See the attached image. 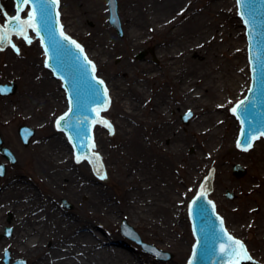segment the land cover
I'll list each match as a JSON object with an SVG mask.
<instances>
[{"label": "rangeland", "instance_id": "1", "mask_svg": "<svg viewBox=\"0 0 264 264\" xmlns=\"http://www.w3.org/2000/svg\"><path fill=\"white\" fill-rule=\"evenodd\" d=\"M167 2L168 0H155L154 3H144L142 0H117L122 32L120 36L108 22V0H100V4L106 10L103 16V25L107 33L111 34L109 43L112 58L108 62L104 61L102 57L92 54L93 49L89 44V36L74 29L65 16L61 17L68 35L86 50L89 59L97 69L98 77L105 82L110 93L111 106L109 110L102 113V116L109 121L112 132L106 131V128L98 127L94 134L95 152L103 160L106 170L103 179L97 178L86 163H75L73 156L72 158L68 156L69 160L61 168H56L51 163H45L40 157L46 150L51 152L49 146L56 141L54 136H63L56 131L54 122L66 110L67 102L60 85L52 89L47 87L46 81H43L48 78L56 82L46 70L44 63H41V48L38 40L33 38L27 44L23 39L14 37L12 40L15 44V50L6 48L0 51V84H14L16 86L13 94L0 95V134L5 146L13 152L16 158L15 164L11 165L0 155V163L3 162L6 165L5 175L0 177V208L18 202V198L3 199L2 196H5L7 189L14 187L16 189L23 183L22 189L29 190L30 197L39 200V204L32 214H36L40 218L38 220L39 226L36 227H41L46 232L65 230L64 221L70 218L81 227V232L91 233L94 241L101 242L103 246L115 247L128 255L137 254L139 257H146L150 264H187L194 244L188 218V206L197 194L202 179L211 168L215 172L210 198L215 203L217 212L223 217L228 231L245 244L251 257L258 263L264 264V229L260 232L256 229V224L259 222H263L262 225L264 226V197L260 195L261 190H264V184H261L259 178L260 173L264 175V170H259V165L264 161L263 158H257L256 150L253 151V148L246 152L239 150L235 143L230 148H222L221 154L224 161L220 164L215 163L214 167H210L207 166L209 164L205 166L202 162L200 164V177L197 181L183 180L187 166L199 164V156L202 153V149L198 146L200 141L196 134V123L194 122L200 113L194 112L193 105L184 110V106L179 104L177 95L179 85L168 79V59H159L160 49L158 48L160 45L164 46L166 43L179 40L180 36L179 34L174 36V26L167 32L151 34L147 38L143 37L141 43L134 45L128 40L127 34L124 32V9L130 11L140 9L143 18L147 16V9H151L153 13L150 16L154 18L162 13H159V10L163 9ZM66 3L67 0H60L62 8L66 6ZM214 3L219 5L220 10L217 11L218 9H216L214 16H203V19L205 26L210 29L211 27L216 28L214 30L217 32V37L212 43H216L218 50L217 70L241 75V63L240 60L238 61V55L242 52L235 43L232 46L229 44L233 30H235L234 24H239L237 9L234 10L232 6L229 7L223 0H192L191 8L195 12L197 9L203 12L206 8L210 9ZM5 4L6 7H2L0 3V24H3L5 14H9L7 13L9 10L7 0ZM11 14H14V6ZM174 16L173 12L166 14L164 18L171 20ZM73 19L75 20L74 17ZM148 24H145V27ZM175 24L180 25L182 22L176 21ZM86 26L91 28L93 23L87 22ZM148 33H151V30ZM33 36L31 34V38ZM212 43L210 42V45ZM142 52H145V55L139 59L137 56ZM190 58L196 59L193 54ZM27 70H30L29 74L26 73ZM152 74L154 76L150 78ZM116 76L124 86L143 84L145 86L143 91L146 96L152 95L154 97L150 96L153 99L152 102L150 101L151 104L148 105L149 102L144 104V112L133 116L142 121L140 131H142L145 141L146 153L152 156L154 163L152 171L149 168L150 171L156 175L162 168H166L175 180V182L168 183L172 196H174L176 223L171 225L169 230L172 235L171 240L165 248L159 247L164 244L150 237L149 229L147 232L138 225H130L126 217H104L98 210L97 201L101 199V196L109 200L114 206L122 204L121 195L126 178L120 167L116 169V164L121 156L127 155L124 142V135L127 131H122L121 127H124L123 123H126L127 120L129 123L132 122L129 119L133 117L126 114L123 108L127 101V92L121 93L120 89L112 85L113 77ZM29 81L31 86L25 92L22 88ZM190 89L191 91L195 90L194 87ZM248 89L249 85L246 92ZM246 92L224 113L225 117H223L222 112L219 113V118L226 119L227 117L236 125L237 121L232 116L231 109L238 100L246 95ZM223 93L227 101H233L237 96L228 92L227 89ZM157 96L162 99L157 101ZM207 97L210 99L209 96ZM153 104H157L161 108V112L159 111L157 116L152 112V108L155 107ZM24 106H28V108L25 109ZM187 113H191L192 117L187 124H184L182 116ZM150 120L153 121L150 122ZM148 124L152 126L149 127ZM21 125L28 126L35 131V136L27 146L22 144L17 133L18 127ZM221 126L220 132L225 135L223 145L226 146L229 144V130L225 129L223 125ZM259 142L260 145L264 146V140ZM188 143L191 146H187ZM58 148L62 150L63 145L59 143ZM167 149L184 150V156L179 155L175 160L171 158L168 160ZM53 150H57V148L55 147ZM166 160L168 161L166 162ZM235 165L244 170L241 177H236L233 174ZM141 181L143 180L141 179ZM90 185H94L96 189L90 190ZM138 186L136 190L141 189L142 183H139ZM251 186L257 187L256 193L250 192ZM134 190L135 188L130 193H135ZM227 193L233 194L234 198H227ZM63 201H66L71 207L63 206ZM141 207L142 205H140ZM13 220L14 216L9 212L5 214L2 224H0V264H4L3 259L6 251L11 254V264L17 260L31 264L30 257L14 253L8 246L3 245L11 240L14 234ZM124 221L143 243L170 253L172 255L171 260H158L155 256L143 251L134 241L124 236L120 227ZM157 227L158 229L155 228L152 232L154 234L163 233L164 227ZM8 229L11 231L9 236L6 235ZM66 237H69L68 232H66Z\"/></svg>", "mask_w": 264, "mask_h": 264}, {"label": "bare ground", "instance_id": "2", "mask_svg": "<svg viewBox=\"0 0 264 264\" xmlns=\"http://www.w3.org/2000/svg\"><path fill=\"white\" fill-rule=\"evenodd\" d=\"M5 1L0 0L2 7H6ZM142 1L144 3H154L155 0ZM7 2L9 6L7 13L11 14L14 6L13 1L7 0ZM223 2L229 7L232 6L234 10L236 9L235 0H223ZM191 6L192 0H168L163 9L159 10V13H162L154 18L150 16L153 13L151 9H147V16L144 18L141 16L140 9L131 11L124 9L123 29L128 40L134 45L141 43L142 39L149 37L151 34L167 32L174 26V36L176 34L180 36L179 40L176 39L158 47L160 49L159 59H168V79L179 85V92L177 93L179 104L184 106V110L193 105L194 112L200 113L194 122L196 123V134L200 141L198 146L202 149V153L199 156V164L196 166L189 164L187 166L184 172L185 178L183 179L197 181L200 177V164L202 162L203 165L209 164L207 166L210 167H214L215 163L220 164L224 161L221 154L222 148H230L235 145L240 126L238 122L234 125L227 117L226 119L219 118V113L222 112L223 117H225L224 113L237 99L245 94L249 85V66L246 55L247 44L243 35L244 29L239 20V24H234L235 30H233L229 44L232 46L235 43L242 52L238 55V61L240 60L241 63V75L233 74L230 71L224 73L217 70L218 50L216 43H212L217 37V32L214 30L216 28L211 27L210 29L205 26L203 16H214L216 9H218L217 11L220 10L219 5L214 3L210 9L206 8L203 12L200 9L195 12ZM62 7L61 5V17L65 16L74 29L89 36V44L93 49L92 54L100 56L108 62L112 58L109 43L111 34L107 33L103 25V16L106 10L100 4V0H67L66 6ZM173 12L175 16L171 20L164 18L166 14ZM27 14L28 12H26ZM176 21H180L182 24L176 25ZM87 22H92L93 26L91 28L87 27ZM145 24L148 25L145 27ZM150 30L151 33H148ZM28 37L31 40L35 38L34 36L31 38V33ZM210 42L212 45H210ZM40 53L41 63L43 64L45 54L42 48ZM192 54L196 57L195 60L190 58ZM29 72L30 70L26 71L27 74ZM153 76V74L150 75V78ZM43 81H46L47 87L52 89L60 85L59 82H53L52 79L49 80L48 78ZM112 85L120 89L121 93L127 92V101L124 103L123 108L126 114L133 118L129 119L132 122L129 123L127 120L126 123H123L124 127H121L122 131H127L124 135L127 155L121 156L116 164V169L120 167L126 175L124 190L121 195L122 204L114 206L109 200L101 196V199L97 201L98 210L104 217H126L130 225H138L144 228L145 231H150V237L164 244L159 247L165 248L171 240L172 235L169 231L171 225L176 223L174 196H172L169 184L175 182V180L166 168H162L156 175L151 172L154 163L152 156L146 153L145 141L143 140L142 131H140L142 121L133 116L144 112V104L147 102H149L148 105L151 104L150 101L152 102L153 99L150 96H153H146L143 91L145 88L143 84L124 86L118 76L113 77ZM29 86H31L30 81L26 85L24 84L22 89L26 92L29 90ZM191 87H194L195 90L191 91ZM226 89L235 96L237 95L233 101H227L224 96L223 91ZM159 99L162 98L157 96V101ZM153 105L155 107L152 108V112L157 116L161 108L157 104ZM24 107L25 109L28 108V106ZM152 121L150 120V122ZM221 125L229 130V142L227 141L229 144L226 146L223 145L225 135L220 132ZM148 126L152 125L148 124ZM54 137L56 141L49 146L51 152L49 153V150H46L40 157L45 163H51L54 167L61 168L69 160L68 156L72 158V151L63 136L57 135ZM59 143L63 145L62 150L58 148ZM187 146H191V144L188 143ZM55 147L57 150H53ZM252 150H256L257 158L262 157L264 160V146L260 145V142L255 143ZM166 152L168 160L170 158L175 160L179 155L184 156V150L181 149H167ZM262 169L264 170V161L259 165V170ZM259 178L261 184H264V175L260 173ZM139 183H142V187L136 190ZM22 186L23 183L16 189L15 187L7 189L5 196H2L3 199L18 198V202L0 208V224H2L5 214L9 212L13 214L14 234L11 240L3 245L8 246L14 253L30 257L31 264H150L146 257H139L137 254L128 255L123 250L103 246L101 242L94 241L91 233L81 232V227L70 218L64 221L66 224L65 230L46 232L41 227H36L39 226L38 220L40 218L32 213L39 204V200L30 197V191L22 189ZM92 188L96 189L94 185H90V190ZM133 188L136 192L131 194L130 191ZM250 192L256 193L257 187L251 186ZM260 195L264 197V190H261ZM140 205H142L141 208ZM262 224L263 222L256 224L258 232L264 229ZM157 226L164 227L163 233L154 234L152 232L155 228L158 229ZM66 232L69 233V237H66Z\"/></svg>", "mask_w": 264, "mask_h": 264}, {"label": "water", "instance_id": "3", "mask_svg": "<svg viewBox=\"0 0 264 264\" xmlns=\"http://www.w3.org/2000/svg\"><path fill=\"white\" fill-rule=\"evenodd\" d=\"M14 2L16 15V9L20 5L18 4V0H14ZM237 3L239 17L243 22V27L246 29L248 61L250 63L252 81L246 97L237 104L240 107L237 108L235 113L233 111L232 113L241 124V133L238 140L239 147L245 149L248 144L252 146L260 137L264 139V0H237ZM22 7L23 11L19 13L20 17L24 14V10L27 7L30 11H32L33 7L36 8V23L39 26L40 35L38 36L31 28H25L23 35H17L15 31L9 29L7 30L8 38L10 39L14 34L19 37H25L30 29L40 38L47 57L46 66L56 79L62 81L63 90L66 93L69 104L68 110L61 116L65 117V119L60 120V117L57 120L60 121L57 127L67 136L75 161L77 162L78 156L81 157L79 162L86 159L94 173L99 175L103 172V164L99 155L93 151L96 146L94 128L95 125H106L104 123L106 120L100 115V112L106 110L110 104L109 92L106 85L104 82L103 84H97V81L102 80L97 77L96 70L93 71L94 64L92 62L91 64L88 63L90 60L85 51L83 50V53H81L74 45L61 39L60 29L62 25L59 15V3L51 6L45 3H37V0H29ZM108 8L109 24L121 36L117 0H108ZM14 16L7 15L5 24L7 20ZM21 19L26 20L27 18L21 17ZM24 42L27 41L24 40ZM30 42L31 39L28 37L27 44ZM144 55L145 52H142L137 57L142 59ZM85 56L87 60L84 59ZM105 89L107 90L106 93ZM15 90L16 86L14 84H0V94L3 96L13 94ZM241 102L243 103L241 104ZM191 116V113L184 116L183 123L187 124ZM106 131H110L111 133V127L107 128ZM18 134L23 144L27 146L34 137L35 131L29 127L20 126ZM3 144V139L0 136L1 155L11 164H15V156ZM5 172V164L1 163L0 176H4ZM243 173L244 170L240 166L235 165L233 167V174L236 177H241ZM213 177L214 171L211 170L203 179L198 194L189 206V217L196 243L193 246L188 264H229V256L222 249H228L231 245V241L227 239L224 233L226 232L229 236L231 235L225 228L223 219L216 213L214 203L209 199V194L213 188ZM227 198L233 199L234 196L231 193H227ZM63 204L67 208L71 207L66 201H63ZM221 220L223 221V231L221 230ZM121 231L123 235L141 246L143 251L150 253L158 260H171L172 255L170 253L163 252L155 246L143 243L125 221L121 225ZM10 233L11 231L8 229L6 231L7 236ZM247 254L249 255L248 252ZM11 260L10 252L6 251L4 263L10 264ZM13 264H26V262L18 260ZM243 264L260 263L252 259L251 261H243Z\"/></svg>", "mask_w": 264, "mask_h": 264}, {"label": "snow or ice", "instance_id": "4", "mask_svg": "<svg viewBox=\"0 0 264 264\" xmlns=\"http://www.w3.org/2000/svg\"><path fill=\"white\" fill-rule=\"evenodd\" d=\"M28 2L29 0H18V4L20 6H18L16 9L17 14L11 19L7 20V23L2 28H0V51L3 50V47L5 45H9L15 50V45L12 44L10 39L8 38L7 30L9 29L12 31H15L17 35H23L25 28H31L33 31L36 32L38 36L40 35V29L36 23V8L35 7H33L32 11L28 14V18L26 20H22L19 15V13L23 11L22 5L27 4ZM37 3H45L51 6H55L59 3V0H37ZM60 37L62 40L68 41L70 44L74 45L76 49H78L81 53H83V49L81 48V46L77 44L74 40H71L68 36H66L63 32L62 27L60 29ZM24 38L27 39L26 36ZM41 39L43 40V38ZM84 59L87 60V57L85 56ZM88 63L91 64V61H88ZM93 71H95L94 65H93ZM97 84H103V81H97ZM104 91L106 93L107 90L105 89ZM242 103L243 102H241V104ZM239 107L240 105H237V107L233 108L232 111L235 113L237 111V108ZM188 115H190V113ZM64 119L65 117L60 118V120H64ZM104 123L109 128L111 127L110 125L107 124L106 121ZM57 124L59 125L60 121H57ZM237 146L238 147L240 146L239 142ZM250 147H251V144H248L244 150L247 151L248 148ZM80 159L81 157L78 156L77 162H79ZM103 178L104 177L101 176V179ZM220 224H221V230L223 231V221L222 220L220 221ZM224 235L227 237L229 241H231V245L229 246L228 249H222V251L226 252L229 256V264H243V261L252 260V257L247 254V250L241 241L234 239L233 237L229 236L226 232L224 233Z\"/></svg>", "mask_w": 264, "mask_h": 264}]
</instances>
